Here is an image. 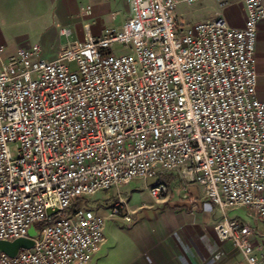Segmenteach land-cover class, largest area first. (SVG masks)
<instances>
[{
	"label": "built area",
	"instance_id": "1",
	"mask_svg": "<svg viewBox=\"0 0 264 264\" xmlns=\"http://www.w3.org/2000/svg\"><path fill=\"white\" fill-rule=\"evenodd\" d=\"M129 1L120 27L92 36L85 23L86 37L54 59L34 44L1 63L0 240L27 237L31 226L37 234L30 248L1 252L0 264L89 263L105 219L86 197L178 167L221 211L219 239L264 264L250 226L228 216L243 206L264 222V100L254 68L264 0H244L241 27L221 16L178 20V4L207 0ZM165 190L150 187L154 196ZM124 208L118 197L111 213L129 219Z\"/></svg>",
	"mask_w": 264,
	"mask_h": 264
},
{
	"label": "crops",
	"instance_id": "2",
	"mask_svg": "<svg viewBox=\"0 0 264 264\" xmlns=\"http://www.w3.org/2000/svg\"><path fill=\"white\" fill-rule=\"evenodd\" d=\"M129 14V0H0V44L5 47L0 67L6 55L34 44L39 45L41 57L54 59L68 42L86 37L85 23L92 36H99L105 27H120ZM176 14L184 24L221 16L230 26L241 27L245 2L227 0L223 6L216 0L180 3ZM254 57L256 95L264 100V19L257 25ZM157 183H163L166 190L154 196L150 187ZM143 187L145 196L137 197ZM110 190L114 197L108 203H89L104 216L105 240L87 264H248L241 249L230 240L219 239L214 224L221 211L204 187L187 180L179 167L134 178ZM118 197L125 200L123 214L129 219L111 213ZM246 213L250 241L264 259V222Z\"/></svg>",
	"mask_w": 264,
	"mask_h": 264
},
{
	"label": "rangeland",
	"instance_id": "3",
	"mask_svg": "<svg viewBox=\"0 0 264 264\" xmlns=\"http://www.w3.org/2000/svg\"><path fill=\"white\" fill-rule=\"evenodd\" d=\"M114 49H115V52L116 53H120L121 52V45L120 44H116L114 46ZM11 151L13 154H15V146L14 144L11 145ZM136 181H139L136 179ZM147 190L143 187L141 188L139 191H137L136 193V196L137 197H140V198H143L145 196V192ZM109 194V196H105ZM113 195L111 194V190L108 189V190H100L98 192H96L94 195L92 196H87L86 198V201L88 203L90 202H100V203H103V204H106L108 203L109 201H111L113 199ZM116 201V200H115ZM113 201V202H115ZM246 208L241 206V207H236L234 208L233 210H230L228 211V216L230 217H234V216H237L239 217L243 222L249 224L250 223V216L246 213Z\"/></svg>",
	"mask_w": 264,
	"mask_h": 264
},
{
	"label": "water",
	"instance_id": "4",
	"mask_svg": "<svg viewBox=\"0 0 264 264\" xmlns=\"http://www.w3.org/2000/svg\"><path fill=\"white\" fill-rule=\"evenodd\" d=\"M49 211V210H48ZM36 229L31 226L28 230L27 237H19L13 240H0V253H6L9 256H14L20 248H30L34 244L33 237L36 236Z\"/></svg>",
	"mask_w": 264,
	"mask_h": 264
}]
</instances>
